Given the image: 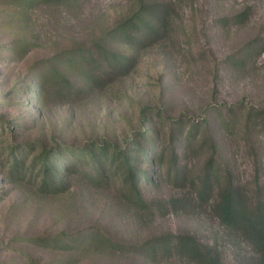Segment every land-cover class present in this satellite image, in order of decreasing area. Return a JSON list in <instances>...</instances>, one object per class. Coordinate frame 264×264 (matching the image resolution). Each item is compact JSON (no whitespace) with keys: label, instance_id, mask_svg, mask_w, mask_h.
Returning <instances> with one entry per match:
<instances>
[{"label":"rangeland","instance_id":"374dc122","mask_svg":"<svg viewBox=\"0 0 264 264\" xmlns=\"http://www.w3.org/2000/svg\"><path fill=\"white\" fill-rule=\"evenodd\" d=\"M143 1L149 0L27 5L24 0H0V120L5 126L4 131L0 128V264H193L176 255L148 257L111 248L62 251L29 239H66L93 227L109 230L119 241L138 243L160 234L189 233L218 248L221 264H253L249 244L224 232L211 201L197 197L193 178L209 156L206 148L199 149L201 132L186 156L183 142L176 146L180 164L191 175L186 182L153 176L155 167L147 163L139 166L145 172L140 188L147 199L183 196L182 204L174 208L169 203L165 214L142 215L116 188L89 186L80 178L58 195L39 192L30 175L9 180V144L39 138L82 142L105 137L120 142L139 128V112L149 106L162 111L160 129L171 117L207 122L220 142V163H227L232 176L248 182L249 194H255L254 161L264 163V128L255 130L247 122L252 105L264 106V0H171L176 5L169 30L149 32L139 50L129 42H110L119 55L132 58L112 84L80 96H49L40 112L33 84L44 60L93 45L102 31L131 16ZM246 3L255 5L247 22L226 25L221 20ZM141 29L148 33L149 28ZM247 44L243 61L230 60ZM71 77L83 83L81 75Z\"/></svg>","mask_w":264,"mask_h":264},{"label":"trees","instance_id":"16d2710c","mask_svg":"<svg viewBox=\"0 0 264 264\" xmlns=\"http://www.w3.org/2000/svg\"><path fill=\"white\" fill-rule=\"evenodd\" d=\"M35 1L42 4H59L70 0H24L25 5ZM142 5L131 16L118 20L113 27L102 31L93 45L68 49L62 58L50 56L44 60L39 81L33 84L38 94L40 112H43L42 100L49 96H80L88 94L92 88L112 84L119 74L128 68L132 58L119 55L110 42H129L132 48L139 50L147 44L149 32L169 30L173 21L175 1L149 0L143 1ZM254 6L253 3H246L235 13L223 15L221 20L226 25L233 22L244 24L254 14ZM141 28H149L148 33ZM133 35L134 38L130 39ZM248 46L247 44L241 47L236 56H230V60L236 58L243 61ZM62 69H68L69 74ZM72 73L81 75L83 83L72 79ZM161 112L149 106L143 107L139 112V128L120 142L102 137L88 138L82 142L39 138L11 143L7 147L11 160L6 171L9 180L30 175L39 192L58 195L70 190L73 180L80 178L89 183V186L116 188L119 197L142 215L154 216L157 212L165 214L168 204L178 208L183 202V196L174 195L169 201L161 198L147 199L140 188V175L145 172L139 166L147 163L155 167L153 176L167 178L176 184L186 182L191 175L189 169L180 164L176 146L178 142H183L186 156L191 141L201 132L204 141L200 142L199 149L206 148L209 156L197 177L193 178L197 197L211 201L224 232L241 237L249 244L254 252L253 264H264L263 161H254L256 190L255 194L251 195L246 186L248 182L236 180L227 163L223 166L220 163V142L207 122L203 125L171 117L166 124L168 128L162 124L160 129L158 123L163 118ZM247 123L255 130L263 129L264 106L252 105ZM0 128L1 131L5 130L1 120ZM9 130L13 133L12 129ZM255 149L252 144V150ZM29 239L34 242L39 240L40 244L69 252L98 253L111 248L122 252H139L148 257L176 255L193 264H221L222 260L218 248L199 241L189 233L160 234L144 243H138L119 241L109 230L93 227L67 235L66 239L62 235L47 239Z\"/></svg>","mask_w":264,"mask_h":264}]
</instances>
